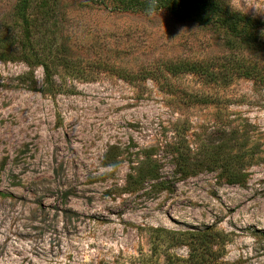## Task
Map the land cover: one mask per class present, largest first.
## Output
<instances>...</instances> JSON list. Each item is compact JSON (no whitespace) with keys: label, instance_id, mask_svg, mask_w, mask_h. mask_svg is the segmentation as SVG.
I'll list each match as a JSON object with an SVG mask.
<instances>
[{"label":"rangeland","instance_id":"obj_1","mask_svg":"<svg viewBox=\"0 0 264 264\" xmlns=\"http://www.w3.org/2000/svg\"><path fill=\"white\" fill-rule=\"evenodd\" d=\"M217 1L264 22V0ZM18 2L0 0L11 36ZM50 2L32 11L39 52L60 57L50 81L17 45L0 56V264H174L189 248L167 241L205 228L223 264H264V87L163 72L227 57L264 72V47L196 11Z\"/></svg>","mask_w":264,"mask_h":264},{"label":"trees","instance_id":"obj_2","mask_svg":"<svg viewBox=\"0 0 264 264\" xmlns=\"http://www.w3.org/2000/svg\"><path fill=\"white\" fill-rule=\"evenodd\" d=\"M106 7L109 2H113V8L119 10L148 12L150 0H91ZM39 6L45 12L51 8L50 0H19L15 9V22L18 27V34L11 36L6 31L0 30V56L7 53H15V46H19L22 53V60L28 63L31 59L36 60L45 72V79L50 81L53 70L50 64L60 59L56 52L50 48L39 52L36 46V36L38 32V19L34 15L33 6ZM159 9L167 10L171 14L196 11L206 22H214L224 28L232 37L234 45H243L246 48L253 46L264 47V22L257 21L241 13L232 10L230 7L217 0H159ZM46 10V11H45ZM45 11V12H44ZM8 28V27H6ZM163 72L172 76L179 73H194L203 75L210 79L216 77H243L264 87V72L256 64H250L240 58L227 57L219 63L213 61L188 62L177 61L175 63L166 62L163 64ZM117 75V74H116ZM120 77V75H117ZM125 79L124 77H120ZM206 100V99H205ZM228 167V166H227ZM228 171V168H225ZM227 184L239 185L235 173L229 172ZM173 235V233H169ZM221 235L212 228H205L203 231H187L178 233L167 241L171 246L185 245L189 248L188 257L185 260L174 264H223L221 262ZM169 260V258H168ZM169 260L167 264L170 263Z\"/></svg>","mask_w":264,"mask_h":264},{"label":"clouds","instance_id":"obj_3","mask_svg":"<svg viewBox=\"0 0 264 264\" xmlns=\"http://www.w3.org/2000/svg\"><path fill=\"white\" fill-rule=\"evenodd\" d=\"M147 11L149 15L161 14L162 11L159 9V0H150V6Z\"/></svg>","mask_w":264,"mask_h":264}]
</instances>
